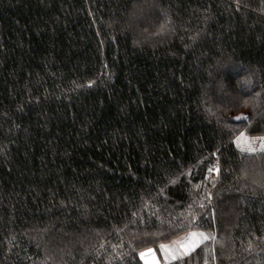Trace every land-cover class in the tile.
Wrapping results in <instances>:
<instances>
[{
  "label": "trees",
  "instance_id": "1",
  "mask_svg": "<svg viewBox=\"0 0 264 264\" xmlns=\"http://www.w3.org/2000/svg\"><path fill=\"white\" fill-rule=\"evenodd\" d=\"M244 130L264 0H0V264H145L191 232L161 264H264Z\"/></svg>",
  "mask_w": 264,
  "mask_h": 264
},
{
  "label": "rangeland",
  "instance_id": "2",
  "mask_svg": "<svg viewBox=\"0 0 264 264\" xmlns=\"http://www.w3.org/2000/svg\"><path fill=\"white\" fill-rule=\"evenodd\" d=\"M237 117H241V118L238 119ZM231 120L235 121V122H240V121L248 122V120H249L248 111L247 110H243L241 112L232 114L231 115ZM242 132L246 134L247 138L264 137V135H258V136L251 135L248 132H246V130H244V131H241V132L238 133V135L236 137V141H237V138L240 137V134ZM242 143H243V141H242ZM259 143H260L259 140H252L253 146L258 149L256 152H248L246 150H242L240 146H238V147L245 154H249V155H252V154H255V153H263L264 151H260L259 150ZM216 169H219V172H217ZM219 174H220V166H219V164H215L212 167L211 171H210V177L213 180H216V179H218ZM197 233H202V232H197ZM189 239H190V237H189V233H188V234H184V235L176 238L175 240H173L172 242H170L168 244H164V246H168V251H166V249L164 247L160 248V252L158 250H156V249H153V248L146 249V250L141 252V253H144V255L142 256V259L144 260L145 264H161V258L163 260H169V259L173 258L172 250H174L175 257L184 255V254H186L185 250L182 249L180 247V245L183 244V243H186ZM200 239H202V238H200ZM148 250H151V252H149Z\"/></svg>",
  "mask_w": 264,
  "mask_h": 264
},
{
  "label": "snow or ice",
  "instance_id": "3",
  "mask_svg": "<svg viewBox=\"0 0 264 264\" xmlns=\"http://www.w3.org/2000/svg\"><path fill=\"white\" fill-rule=\"evenodd\" d=\"M238 119L241 117H237ZM252 140H259V150L264 151V137H258V138H247L245 133H241L240 137L237 138V144L241 147L242 150H246L248 152H256L258 149L253 146ZM243 141V143H242ZM217 172H219V169H216ZM190 239L186 242L180 245L182 249L185 250V253L190 252L193 250L194 247H196L200 242L201 239H208L209 237L205 235L204 233H197V232H191L189 233ZM161 247H164L166 251H168V246L162 245ZM151 252V250H148ZM141 256L144 255V253L140 254ZM172 256L175 258L174 250H172Z\"/></svg>",
  "mask_w": 264,
  "mask_h": 264
}]
</instances>
